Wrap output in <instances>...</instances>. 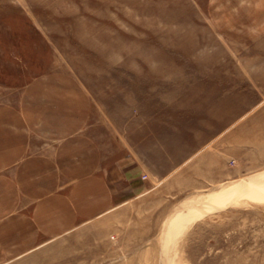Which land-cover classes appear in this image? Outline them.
Here are the masks:
<instances>
[{
  "label": "rangeland",
  "instance_id": "1",
  "mask_svg": "<svg viewBox=\"0 0 264 264\" xmlns=\"http://www.w3.org/2000/svg\"><path fill=\"white\" fill-rule=\"evenodd\" d=\"M263 9L0 0V29L76 82L80 125L128 177L109 213L10 264H264Z\"/></svg>",
  "mask_w": 264,
  "mask_h": 264
},
{
  "label": "crops",
  "instance_id": "2",
  "mask_svg": "<svg viewBox=\"0 0 264 264\" xmlns=\"http://www.w3.org/2000/svg\"><path fill=\"white\" fill-rule=\"evenodd\" d=\"M16 47L0 29V264L39 259L49 240L109 213L128 189L80 125L76 82Z\"/></svg>",
  "mask_w": 264,
  "mask_h": 264
},
{
  "label": "bare ground",
  "instance_id": "3",
  "mask_svg": "<svg viewBox=\"0 0 264 264\" xmlns=\"http://www.w3.org/2000/svg\"><path fill=\"white\" fill-rule=\"evenodd\" d=\"M136 112V111H135ZM184 159V158H183ZM213 178V177H212Z\"/></svg>",
  "mask_w": 264,
  "mask_h": 264
}]
</instances>
